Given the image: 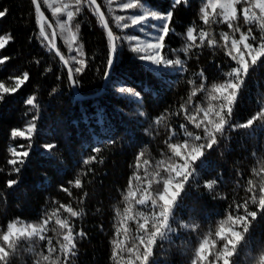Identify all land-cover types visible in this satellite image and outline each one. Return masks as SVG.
I'll use <instances>...</instances> for the list:
<instances>
[{"label": "trees", "instance_id": "16d2710c", "mask_svg": "<svg viewBox=\"0 0 264 264\" xmlns=\"http://www.w3.org/2000/svg\"><path fill=\"white\" fill-rule=\"evenodd\" d=\"M97 2L116 35H140L132 28L122 33L112 20L107 0ZM144 2L162 12L172 7V0ZM203 2L187 0V6L181 4L174 9L171 27L175 34L167 38L165 51L169 58L184 61L183 71L166 69L153 73L146 70L125 43L113 67L110 82L101 93L108 41L105 29L91 10L84 8L73 21L80 26L78 42L83 45L87 61V67L75 77L79 81L75 92L60 58L36 38L37 13L32 0H0V10L7 9V15L0 18V36L11 37L6 47L0 49V58L8 57L0 65V83L13 87L14 77L25 72L29 74V80L15 94H4L0 101V232L6 231L9 222L17 220L24 225L39 224L47 218L46 214L52 215L57 209L60 218L67 217L69 213L60 206H70L82 213L71 218L74 231L82 230L85 235L77 239L76 255L70 257L69 264H113L112 241L123 221L124 209L128 207L124 196L129 190L130 179L132 189L137 190L145 186L146 168L154 175L158 161L170 162L168 157L172 153L166 142L172 132L176 135L171 143L183 142L185 137L180 125H185L194 135H202V130L186 119L181 105L189 113L196 106L206 108L210 101L207 92L199 90L201 83L210 89L213 84L224 82V73L236 66L226 55L220 34L226 32L230 38L239 39L240 32L233 33L223 23L204 24L200 18ZM40 3L57 33L60 53L70 61L69 66H75L71 64V56L76 53L69 52L60 36L56 17L42 0ZM112 7L115 15L130 14L116 9L115 3ZM241 7L237 5L238 9ZM239 23L241 32H247L251 27L259 40L261 33L255 25H244L242 20ZM191 27L195 28L194 43L186 35ZM201 30L211 33L220 46L210 47L206 40L201 44L198 37ZM48 31L51 33L52 29ZM185 47H188L186 53L183 51ZM201 71L204 77L199 75ZM120 82L139 92L142 99L137 102L131 96L119 94L114 85ZM193 91L197 94L189 102ZM31 97H35V107L25 103ZM211 103L218 106L219 101ZM261 107H264V61L250 70L239 92L231 123L245 122ZM37 114L33 148L17 174L8 164L13 158L10 149L19 144L27 146L28 141L12 139L11 131L24 128ZM202 115L198 114L197 119ZM225 137L219 138L217 145L205 151L202 163H195L198 176L191 185H186L187 194L183 196L181 207L175 210L173 227L177 231L171 242H163L162 248L157 245L154 249L153 264H191L201 238L212 229L210 239H214L219 222L227 220L229 211L237 214L235 204H243L250 197L251 193L246 191L248 181L258 185L264 177V123L257 121L250 129L226 128ZM45 144H54L55 148L47 153L42 147ZM97 147L100 151L93 152ZM141 151L144 155L137 161V154ZM92 156L96 159L87 165L82 163L84 158ZM172 162L180 161L173 157ZM254 169L259 176L254 174ZM136 175L141 177L139 185ZM161 175L165 173L161 171ZM10 179L18 180L12 188L7 186ZM76 179L81 181L82 187H75ZM213 180L217 183L209 192L204 185ZM61 186L70 194L62 191ZM132 208L133 211L150 213V208L134 203ZM249 210L255 211L256 205L250 204ZM238 214H244L243 209ZM55 219L56 216L52 215L48 227L57 231L49 230L47 236L59 249V229ZM181 224L189 227H181ZM193 224L198 228L193 230ZM128 226L131 242L135 222L129 221ZM30 249L28 241H21L18 254L10 258L11 264H36L39 259L36 253L48 254L47 240L38 241L35 252ZM59 255L60 264H63V254ZM261 255H264V215L258 213L234 259L236 264H259Z\"/></svg>", "mask_w": 264, "mask_h": 264}, {"label": "snow or ice", "instance_id": "6c2138e0", "mask_svg": "<svg viewBox=\"0 0 264 264\" xmlns=\"http://www.w3.org/2000/svg\"><path fill=\"white\" fill-rule=\"evenodd\" d=\"M44 4L51 10L52 15L56 17V24L60 29V36L67 45L69 52H75L76 55L71 56L70 61L64 57L56 48L55 37L57 35L53 24L48 21L44 13L41 11L40 0H32L37 13L38 33L36 38L45 47L55 50L56 55L60 58L63 64L67 67L69 84L73 88L79 86V81L75 78L81 74L87 67V61L84 58L83 45L78 42L79 24H73L75 17L79 15L84 8L92 11L93 15L98 17V22L106 31L108 41V59L104 71V80L106 85L110 82L113 67L119 59V53L126 43L129 50L134 54L135 58L141 62L146 70L153 73H160L163 70H180L184 69V61L181 59H171L168 56L166 40L169 35L175 34V29L171 27L176 6L184 4L187 6V0H172V7L167 12H162L149 7L144 0H107L108 11L112 14V20L115 25L123 33L126 29H135L140 35H116L109 26L108 18L101 10L97 0H42ZM116 9L121 12L130 14L115 15L113 4ZM241 5V8H237ZM219 10V11H218ZM201 20L204 24L211 23L227 24L228 28L233 33L240 32L239 39L234 36L230 38L229 33H221V39L226 50V55L235 62V67L224 73L226 79L222 83L213 84L210 89L205 88L204 83L200 85V91H206L208 94L209 103L206 108L196 106L192 113H189L183 105L182 110L185 113L186 119L194 125L195 128L202 130V135H194L188 131L185 125H180L183 130L185 139L182 143H171L172 138L176 135L172 132L167 141L168 149L172 156L168 157L169 163L164 160L158 161L156 164L157 171L154 175L149 174L145 169V186L138 187L137 190L132 189L131 179L129 181V190L124 196L128 207L124 209L123 221L117 227L114 240L112 241L113 264H153L154 249L157 245L163 247V242H171V237L176 233L177 229L173 227L175 221V210L181 207L183 196L187 194L186 185L196 180L198 173L195 167L197 161H202L206 150H211L213 146L219 143V138H226V128H253L257 121L264 123V107H261L253 116L243 123L233 125L231 118L233 115L235 104L238 100L239 92L247 79L250 70H254L262 61H264V0H204L201 7ZM7 15V9L0 10V18ZM60 17H64L61 19ZM211 17V18H210ZM243 21L244 25H255L261 35L259 40L253 35L252 28L249 27L247 32H241L239 21ZM48 29H52L51 33ZM75 29V30H73ZM195 28L191 27L187 30V38L195 42ZM200 43L205 40L210 47H218L219 42L211 36V33L201 30L198 33ZM10 36H0V49H4L8 44ZM44 42H47L46 44ZM168 51H174L169 49ZM183 51L186 53L188 47ZM8 57L0 58V65L7 61ZM38 63V62H37ZM204 77L203 71L199 74ZM206 79V78H205ZM15 86L6 87L4 83H0V101L4 99V94H15L28 80L27 72L14 77ZM116 91L121 95H128L139 102L141 94L133 88L123 84L122 82L114 85ZM55 92V89H53ZM197 94L193 91L189 97V102L192 96ZM211 101H219L218 106ZM26 105L33 107L35 97L25 100ZM202 113V118L197 119L198 114ZM143 115V113H141ZM39 118L38 114L32 117V120L27 122L24 128L13 129L11 131L12 139L27 140L28 144L16 145L10 149V154L13 158L8 160V164L12 165V171L19 173L21 167L27 161L31 154L32 136L36 132L35 121ZM159 122V119L157 120ZM111 143V141H108ZM45 152L50 153L54 144H45L42 146ZM100 149L94 148L93 152H99ZM144 153L141 151L137 154V161ZM174 158H178L180 162H172ZM96 157H88L82 160L84 165H87L90 160H95ZM147 165L148 161L145 160ZM17 165H20L18 167ZM139 167V164L137 165ZM161 171L165 175H161ZM254 174L259 176L260 173L255 169ZM11 174V173H10ZM137 185L140 184L141 177L135 176ZM18 183V180L10 179L7 181V186L12 188ZM70 184L73 181H69ZM217 181L206 182L204 187L211 192ZM156 187H153V185ZM76 188L82 187L81 181H74ZM162 186V187H161ZM61 190L69 192L67 188L61 186ZM250 197L245 199L243 204H235L233 214L229 211L226 221H220L219 226L204 235L198 247L195 249L191 259V264H236L234 257L238 255V249L246 240V234L249 233L254 221L257 220L258 213L264 215V177L257 185L252 180L248 181L246 188ZM70 194V192H69ZM141 207L150 208V213L143 211H133L132 204ZM256 205L255 211L249 210V205ZM69 216L60 218L58 215L59 209L52 215L56 216L55 225L59 231L57 235L60 239L57 240L59 249H57L47 236L49 230L57 231L56 228L49 229L48 225L52 220V215H47L39 224L24 225L21 221L9 222L6 231L0 232V264H11V257L18 254L21 241H28L31 245V251L35 252L38 241L47 240L48 254L36 253L39 257L36 264H60V255L63 254V264H69L70 257L76 255V241L79 237L85 234L74 231V226L71 223V218L78 217L82 213H78L70 206L61 205ZM240 209H243L244 214H238ZM129 221L135 222V234L129 242V234L131 229L128 226ZM228 224L226 227L225 224ZM181 227H189V225L181 224ZM192 229L198 228V225L193 224ZM121 232L123 238L121 239ZM219 245V246H218ZM211 257V259H210ZM259 264H264V255L259 257Z\"/></svg>", "mask_w": 264, "mask_h": 264}, {"label": "water", "instance_id": "95a60500", "mask_svg": "<svg viewBox=\"0 0 264 264\" xmlns=\"http://www.w3.org/2000/svg\"><path fill=\"white\" fill-rule=\"evenodd\" d=\"M98 3V2H97ZM102 10V9H101ZM41 11L44 13V15H45V17H47L46 16V14H45V12L43 11V9H42V7H41ZM48 19V18H47ZM49 21V20H48ZM57 41H58V38H57V35H56V37H55V45H56V48L58 49V47H57ZM54 52H55V50H54ZM63 63V62H62ZM64 65V64H63ZM65 66V65H64ZM66 67V66H65ZM66 69H67V67H66ZM106 83L104 82V85H103V89H102V91H101V93L105 90V88H106ZM74 89V91L76 92V88H73Z\"/></svg>", "mask_w": 264, "mask_h": 264}]
</instances>
